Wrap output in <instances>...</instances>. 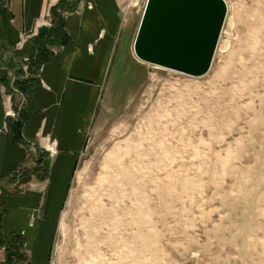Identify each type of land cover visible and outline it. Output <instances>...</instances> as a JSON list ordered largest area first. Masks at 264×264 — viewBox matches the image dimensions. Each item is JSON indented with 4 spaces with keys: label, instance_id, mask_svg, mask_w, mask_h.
Returning <instances> with one entry per match:
<instances>
[{
    "label": "rangeland",
    "instance_id": "rangeland-1",
    "mask_svg": "<svg viewBox=\"0 0 264 264\" xmlns=\"http://www.w3.org/2000/svg\"><path fill=\"white\" fill-rule=\"evenodd\" d=\"M118 1L127 53L61 201L51 264H264V0H224L200 77L136 61L145 0Z\"/></svg>",
    "mask_w": 264,
    "mask_h": 264
},
{
    "label": "crops",
    "instance_id": "crops-1",
    "mask_svg": "<svg viewBox=\"0 0 264 264\" xmlns=\"http://www.w3.org/2000/svg\"><path fill=\"white\" fill-rule=\"evenodd\" d=\"M58 2L0 0V55L23 66L32 39L51 27L50 10ZM121 10L118 0H80L74 11L63 13L68 41L36 74L28 96L36 111L27 118L20 142L7 127L8 112L17 104L7 98L4 82L7 78L12 85L15 76L0 70V220L7 240L23 238L26 256L21 262L6 260L1 250L0 264H51L61 201L89 131L103 113L102 92L127 53L129 26Z\"/></svg>",
    "mask_w": 264,
    "mask_h": 264
},
{
    "label": "water",
    "instance_id": "water-1",
    "mask_svg": "<svg viewBox=\"0 0 264 264\" xmlns=\"http://www.w3.org/2000/svg\"><path fill=\"white\" fill-rule=\"evenodd\" d=\"M226 13L224 0H146L132 44L134 57L200 77L210 69Z\"/></svg>",
    "mask_w": 264,
    "mask_h": 264
},
{
    "label": "trees",
    "instance_id": "trees-1",
    "mask_svg": "<svg viewBox=\"0 0 264 264\" xmlns=\"http://www.w3.org/2000/svg\"><path fill=\"white\" fill-rule=\"evenodd\" d=\"M80 0H59V2L51 8L52 25L43 33H39L32 39V54L25 63L27 71L20 73L22 70L19 69L15 72V64H11L13 74L15 76L12 85H9L10 80H5V85L11 89V92L16 91L23 102L19 105L14 106L15 116L7 121L8 133L15 142L23 141V132L27 123V118L32 112L36 111V107L30 102L28 96L34 88V81L39 68L49 61L54 53L56 47L64 45L68 41V36L64 29L65 27V11H74ZM0 57H2L0 55ZM9 60V59H8ZM6 60V61H8ZM3 60L0 58V66ZM11 62V60H9ZM18 75H22L19 76ZM11 119V120H10ZM3 217V211H2ZM23 238L13 237L12 240H7L4 236L3 219L0 220V251L4 253L6 260H13L21 262L26 259L23 253Z\"/></svg>",
    "mask_w": 264,
    "mask_h": 264
},
{
    "label": "built area",
    "instance_id": "built-area-1",
    "mask_svg": "<svg viewBox=\"0 0 264 264\" xmlns=\"http://www.w3.org/2000/svg\"><path fill=\"white\" fill-rule=\"evenodd\" d=\"M142 10H143V8H142ZM2 58H3V57H2ZM3 59H4V58H3ZM27 61H28V58H25V59H24V65L22 66V68H23V70H24V73L27 71V66L25 65V63H26ZM1 62H2V61H1ZM0 70H2V71H6V73H8V75L10 74V75L13 76V72L6 70V67L3 66V62L1 63ZM7 98L9 99L10 96H7ZM8 115L14 117V116H15V113L12 112V111H10V112H8Z\"/></svg>",
    "mask_w": 264,
    "mask_h": 264
},
{
    "label": "bare ground",
    "instance_id": "bare-ground-1",
    "mask_svg": "<svg viewBox=\"0 0 264 264\" xmlns=\"http://www.w3.org/2000/svg\"><path fill=\"white\" fill-rule=\"evenodd\" d=\"M145 3H146V0H145V2H144V5H143V10H144V6H145ZM143 10H142V12H141V15H142V13H143ZM121 13L123 14V10H121ZM124 15V14H123ZM125 16V15H124ZM134 41V40H133ZM133 44V43H132ZM132 53H133V49H132ZM133 55H134V53H133ZM155 67H159V66H155ZM161 68V67H160ZM172 71V70H171Z\"/></svg>",
    "mask_w": 264,
    "mask_h": 264
}]
</instances>
